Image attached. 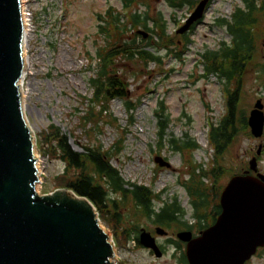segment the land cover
Instances as JSON below:
<instances>
[{"label": "rangeland", "instance_id": "obj_1", "mask_svg": "<svg viewBox=\"0 0 264 264\" xmlns=\"http://www.w3.org/2000/svg\"><path fill=\"white\" fill-rule=\"evenodd\" d=\"M24 1L31 20L26 27L24 57L27 63L22 103L26 122L34 137V155L40 174L36 193L49 194L56 190L54 177L64 170L63 162L53 155L55 142L49 141L48 134L55 126L68 136L76 150L85 145L111 150V165L119 171L123 180L146 185L159 195L154 200L156 208L176 200L185 211L183 218L190 217L191 198L184 183L191 176L200 175L202 169L216 166L213 164L214 149L210 145L208 131L210 126L218 124L226 111L224 89L227 82L217 74H206L204 55L209 51L218 52L222 46L231 44L228 23H235L233 13L237 8L245 9L244 0H208L202 17L194 22L195 26L188 34L190 42L187 45H183L179 35H174L178 23L183 22L193 9L189 4L174 8L167 0H133L124 9L119 0ZM107 10L123 15L122 23H126L130 11L141 13L147 20L160 12L166 26V39L159 42L161 46L145 47L158 54V62H149L144 66L139 60H114L112 72L127 84V97L110 100L107 111L101 114L99 102L90 101L93 97L90 79L97 77L102 63L97 52L110 48L112 43L121 45L123 41H131L133 32L146 31L142 26H136L134 30L118 33L115 24L106 17ZM98 15L104 18L103 32L99 31ZM151 24L149 21V28ZM136 35V42L143 45L152 43L153 39ZM260 37L261 23L258 55L246 66L238 93V116L246 118L257 99L261 100L264 112ZM169 39H173L174 44L166 42ZM178 51H181L180 56H176ZM126 100L134 104L132 109H127ZM90 111L93 116L89 121L85 120ZM163 125L164 130L160 133ZM188 141L195 146L175 150V144L184 147ZM119 142L121 147L115 152ZM258 145H261L259 155L256 154ZM155 156L162 157L170 166H159L154 161ZM253 156L257 158L258 170L264 173V128L262 135L255 138L248 127L225 148L219 159L225 174L217 179L215 187L220 185L223 188L231 175L247 169ZM201 179L206 183L204 185L212 186L209 178ZM108 210L111 208L108 207ZM119 215L118 236H121L120 230L152 225L146 218H140L135 223L124 207ZM100 223L114 240L113 223L109 219L100 220ZM126 237L121 238L123 244L115 246L117 264L177 263L168 255L160 258L151 256L132 238L126 242ZM252 264H264V252L254 258Z\"/></svg>", "mask_w": 264, "mask_h": 264}, {"label": "water", "instance_id": "obj_2", "mask_svg": "<svg viewBox=\"0 0 264 264\" xmlns=\"http://www.w3.org/2000/svg\"><path fill=\"white\" fill-rule=\"evenodd\" d=\"M207 1L197 3L178 33L202 17ZM24 43L21 0H0V264H114V243L86 197L68 189L36 193L35 142L25 119L20 83ZM262 109L257 99L246 119L255 138L263 133ZM260 149L258 145L257 155ZM154 161L170 166L160 156ZM219 204L216 221L200 237L178 233L188 241L189 264H242L257 247H264V174L258 172L256 156L243 173L230 176ZM139 243L161 256L144 229Z\"/></svg>", "mask_w": 264, "mask_h": 264}, {"label": "trees", "instance_id": "obj_3", "mask_svg": "<svg viewBox=\"0 0 264 264\" xmlns=\"http://www.w3.org/2000/svg\"><path fill=\"white\" fill-rule=\"evenodd\" d=\"M133 0H122V8L130 6ZM169 5L174 8H181L185 0H167ZM245 9L237 8L233 13L234 24L228 23V30L232 35V41L229 45H224L217 51H209L204 57L206 58L205 72L206 74H217L220 79H225L227 85L225 87V113L219 120L218 124L209 128L208 138L211 147L214 149L215 159L213 164L216 165L208 170H203L197 177L191 176L190 180L184 183L188 195L191 198L192 205L195 208L202 209L211 206L215 202L222 187L215 183L218 178L225 174V170L219 163L220 156L225 148L234 140L239 132H245L248 128L246 117L238 116L237 104L238 93L241 86V80L245 73V68L250 64L257 53V41L259 40V25L261 23V1L244 0ZM190 3V2H189ZM110 22L115 24L118 33L123 34L129 30H134L136 26H142L150 33L148 38L152 43L141 44L135 41L136 32L131 33V41H123L121 45L110 44V48L98 51L97 55L101 60V67L97 77L90 79L92 84L93 97L92 102H99L101 111H107V103L115 98L126 99L127 84L120 77L112 72V63L116 58L125 60L141 61L146 66L149 62H158L159 56L153 51L146 49L148 45L154 47L161 46L160 41L166 39L165 22L160 12L158 16L147 20L141 13L129 12L126 23H122L123 19L119 12L113 13L111 10L106 12ZM125 16V15H124ZM100 20L99 31L103 32L105 25L104 18L98 15ZM151 21V27L148 22ZM109 24V21H106ZM105 23V24H106ZM176 36V34L174 35ZM156 37V39H154ZM183 45H187L190 39L187 35L182 37ZM170 45L174 44L173 39L166 40ZM166 44V43H164ZM168 44V43H167ZM180 52L176 56H180ZM139 60V61H138ZM97 105V104H96ZM127 109H132L134 104L128 100L125 101ZM92 111L88 113L85 120L91 119ZM83 121L85 124L86 121ZM114 120V119H113ZM94 120L93 122H97ZM111 123L114 124L113 121ZM164 124V122L160 121ZM159 123V124H160ZM164 130L160 127V133ZM49 141L53 140V155L64 164V170L54 177L55 188H64L74 191L77 195L86 197L95 207L100 220L109 219L113 223L114 241L117 244H123L121 238L128 236L130 230H120L121 236H118L117 229L120 221L119 211L122 207L127 209L128 217L134 219L138 223L140 218H146L152 224L164 225L166 219H170L175 212L181 210L180 206L174 200L172 203H165L161 207L156 208L154 200L159 198L152 189L143 184H135L123 180L119 171L111 165V150H103L101 146H82L80 150H75L66 134L62 133L58 127L52 126ZM176 143V140H172ZM117 145L115 152L120 149ZM186 146L180 147L174 145L175 150L182 148H193L195 144L191 141L185 143ZM241 173L237 172L236 174ZM207 177L211 180L212 186L204 185L201 178ZM113 194L115 196L113 197ZM108 207L111 210H108ZM133 223L135 226L137 224ZM137 241V239H135Z\"/></svg>", "mask_w": 264, "mask_h": 264}, {"label": "flooded vegetation", "instance_id": "obj_4", "mask_svg": "<svg viewBox=\"0 0 264 264\" xmlns=\"http://www.w3.org/2000/svg\"><path fill=\"white\" fill-rule=\"evenodd\" d=\"M119 1L122 3V0ZM198 1L199 0H197L196 3L193 4L194 0L193 1L185 0V3H183V5L186 6V4H189L191 5L190 7L193 6L194 8V6L197 4ZM260 1H261V19H260L261 37H260L259 51L261 58V65H260L261 72L264 74V0H260ZM207 5L208 2L206 4L205 9L207 8ZM182 23L183 22H179L178 26H181ZM195 23L190 26L187 32L178 34L175 30L176 34L180 36L181 40L184 35L189 34V32L195 26ZM219 195L217 199H215L216 201L211 203V206L213 205L212 208H210L211 206H209L208 208L198 209L192 205V202H190L191 214L190 217H187L186 219L183 218L185 215V211L182 209V211L179 210L175 212L170 219H166V223L164 225L152 224L149 227H137L131 229L132 231L130 230V234L128 235V238L126 237V242L129 241V238H132V240L136 243V245L139 246V235L141 231L144 229L154 238L155 243L157 244L159 250L161 251L160 257L168 255L172 259L177 260V263L175 264H189L187 258L188 241L179 238L178 233L188 232L190 239L200 237L207 228H209L212 224H214L218 215L221 212V206L219 204ZM157 228H161L162 230L158 231ZM135 239H137V241ZM145 249L151 256H155L154 252L150 248H145ZM263 252H264V247H257L255 253L246 260H244L242 264H252V260L254 258L255 259L258 258Z\"/></svg>", "mask_w": 264, "mask_h": 264}, {"label": "bare ground", "instance_id": "obj_5", "mask_svg": "<svg viewBox=\"0 0 264 264\" xmlns=\"http://www.w3.org/2000/svg\"><path fill=\"white\" fill-rule=\"evenodd\" d=\"M27 25H29V24H27ZM26 30H27V28H26ZM26 32V31H25ZM24 46H25V44H24ZM24 46H23V62H24V69H25V66H26V60H27V58H25L26 56H25V51H24ZM25 56V57H24ZM25 74V73H24ZM23 78H24V76L22 77V79H21V90H23ZM22 105H23V111H24V104L22 103ZM24 114H25V112H24ZM76 147V146H75Z\"/></svg>", "mask_w": 264, "mask_h": 264}, {"label": "built area", "instance_id": "obj_6", "mask_svg": "<svg viewBox=\"0 0 264 264\" xmlns=\"http://www.w3.org/2000/svg\"><path fill=\"white\" fill-rule=\"evenodd\" d=\"M23 16H24V19H25L26 24L28 22H30L31 13L29 11H26V8L25 7H23Z\"/></svg>", "mask_w": 264, "mask_h": 264}]
</instances>
